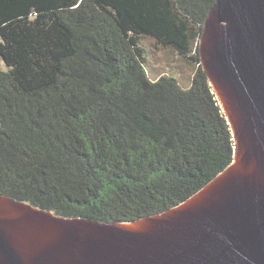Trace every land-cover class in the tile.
Segmentation results:
<instances>
[{
	"label": "trees",
	"instance_id": "obj_1",
	"mask_svg": "<svg viewBox=\"0 0 264 264\" xmlns=\"http://www.w3.org/2000/svg\"><path fill=\"white\" fill-rule=\"evenodd\" d=\"M216 0H0V192L134 220L193 195L235 140L199 52ZM182 62L152 72L151 49Z\"/></svg>",
	"mask_w": 264,
	"mask_h": 264
},
{
	"label": "water",
	"instance_id": "obj_2",
	"mask_svg": "<svg viewBox=\"0 0 264 264\" xmlns=\"http://www.w3.org/2000/svg\"><path fill=\"white\" fill-rule=\"evenodd\" d=\"M199 52L232 129V162L134 220L62 216L0 192V264H264V0H216Z\"/></svg>",
	"mask_w": 264,
	"mask_h": 264
},
{
	"label": "rangeland",
	"instance_id": "obj_3",
	"mask_svg": "<svg viewBox=\"0 0 264 264\" xmlns=\"http://www.w3.org/2000/svg\"><path fill=\"white\" fill-rule=\"evenodd\" d=\"M149 49H151V58L152 63L150 68L152 67L153 77L156 78L158 75L162 73L173 72L174 74H178L180 71V66L182 62L178 59V57L172 53L164 49H157L154 47L151 41H148ZM0 68L6 69L7 65L0 55Z\"/></svg>",
	"mask_w": 264,
	"mask_h": 264
}]
</instances>
